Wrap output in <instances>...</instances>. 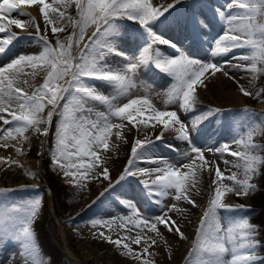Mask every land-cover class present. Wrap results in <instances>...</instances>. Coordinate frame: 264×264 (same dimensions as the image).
<instances>
[{"label": "snow or ice", "instance_id": "obj_1", "mask_svg": "<svg viewBox=\"0 0 264 264\" xmlns=\"http://www.w3.org/2000/svg\"><path fill=\"white\" fill-rule=\"evenodd\" d=\"M25 4L38 6L45 24L43 33L35 18L22 11L21 5ZM73 4L75 16L67 12ZM184 4L185 0H172L166 6L154 4L153 0H2L0 34L4 36L0 38V56L7 55L11 47L22 39L39 44L40 51L20 54L0 66V121L3 122L0 126V148L13 147L17 155H22V146L29 140L27 134L31 131L47 136L53 117L59 115L52 163L62 171L69 184L83 188L85 181L102 178L109 181L108 187L100 193L103 197L117 185L123 187L122 182L128 178H138L143 196L159 206L163 205L165 198H170L197 207L193 196L200 195L197 187L200 174L206 171L211 176L214 171L209 184L208 204L200 217L185 264H264V256L259 255L261 245L257 239V226L250 222V217L240 214L248 209L243 205L235 207L225 203L228 193L247 196L257 190L252 181L264 168V145L255 143L254 137L264 134V113L245 107L236 115L238 129L243 131L238 130L233 141L215 148L197 146L201 125L224 112L218 107L203 111L197 108L201 103L197 87H206L208 75L223 72L229 76L225 65L251 73L250 82L264 75V0H225L224 4L213 7V14L223 28L212 42L211 59L208 61L193 58L159 32V26L171 19L181 22L177 5ZM13 11L29 16V20L22 22L7 18L6 14ZM5 19L7 23L2 22ZM124 20L139 25L128 34L137 48L131 55L118 48L116 43L121 37V22ZM206 20L202 12H197L195 5L190 11L185 7L182 22L191 32L186 37L190 45L195 44L201 34L206 37L205 29L209 26ZM26 24H35L34 34L22 37L10 30L13 25L24 29ZM49 27L56 37L55 45L48 39ZM69 27L72 31L61 39L58 34L67 32ZM89 28L93 29L90 35ZM160 45L170 47L176 54L163 53ZM237 49L243 50L241 54L234 53ZM229 54H232L231 60L221 62L215 59ZM110 56H118L122 62L112 63ZM148 68H154L173 80L166 93L164 108H157L146 96L118 105L116 101L119 98L130 96L137 87L139 71ZM41 74L43 82L36 85L34 81ZM101 86L110 87L112 93L102 94L98 91ZM239 91L245 97L255 95L258 98L264 94V89L253 94L242 85ZM92 102H99L107 111H96L90 106ZM169 104L178 105L177 110H167ZM178 112L197 114L185 123ZM149 128L152 129L150 134L144 135L143 139H134L123 171L117 180L112 181L107 166L111 159L108 153L117 147L116 142H128L125 130L131 133ZM168 132L174 133L175 139L186 142L188 150L183 152L182 158L189 162L173 163L154 155L158 147L156 142L163 141ZM167 147L176 150L174 145ZM206 152L219 153L221 157L227 153L236 159L223 160L226 167L221 170L216 160L206 158ZM141 163L156 166L140 167ZM0 165L23 167L11 156H0ZM232 168L237 171H231ZM225 172L230 174L226 176ZM26 175L35 176V173L26 169ZM225 181L232 183L228 185ZM7 191L10 190L0 189V193ZM119 202L131 212L130 216L120 218V228H128L131 224L140 231L115 239L105 231L93 235L121 249L122 255L139 264H155V260L149 257L157 253L149 249L158 241L146 235L144 228L163 241L166 248L170 245L158 225H164L168 232L177 234L181 240L187 239L177 221L168 214L177 212L183 215L186 210L178 204H170L168 211L150 221L140 218L132 200L120 199ZM41 206L39 196L19 205L0 202V243L6 240L19 248L9 264H16L17 257L20 264H46L32 227ZM90 224L93 228L112 230L116 219L97 218ZM132 244L139 246L140 250H134Z\"/></svg>", "mask_w": 264, "mask_h": 264}, {"label": "rangeland", "instance_id": "obj_2", "mask_svg": "<svg viewBox=\"0 0 264 264\" xmlns=\"http://www.w3.org/2000/svg\"><path fill=\"white\" fill-rule=\"evenodd\" d=\"M50 1L51 0H49V2ZM153 3L166 6L167 4L172 3V0L170 1L169 0H153ZM224 3H225V0H185L184 5H177V8L180 9L181 22L177 23L176 18H174V19L169 20L165 24L160 25L159 28H162L163 26L168 28L171 24H172V27L174 26V24L179 25L178 31L173 30L172 28L173 30L172 33L174 34L172 38L175 41V43L178 44V46L182 47V50H185L193 58H195L197 57L196 52L198 51L195 48V46H198L196 45L197 41L195 44L190 45V41H189V44H187L186 37H189L191 35V32L189 29H186L183 26V22H182V17L185 15V7L187 6L190 11L191 7L195 5L197 12L203 13L205 10H207L206 8L207 5L212 7V6L222 5ZM22 11L24 12V10ZM16 12L17 11H13L12 13H10V15L14 14L15 16ZM67 12L68 14L75 16L76 15L75 5L73 4L71 7H69L67 9ZM25 17L26 19L29 20V16H25ZM32 17L35 18L34 16ZM8 18L15 19L18 17L10 16ZM40 18L42 19V21H40L41 20ZM40 18L39 20H35V23L37 22L39 24L41 32L43 33L45 24L43 21V17L40 16ZM2 22L7 23V20H4ZM210 23L212 24L213 21H210ZM121 24H122L121 37L117 39L116 43H117L118 48H120L121 50L131 55L134 52H136L137 48H136V44L133 42V39L128 34L131 32L132 29L138 28L139 26L127 20L122 21ZM215 24L217 26L218 32L221 33L223 25L221 23H215ZM25 29L26 30H18V28L14 27V25L10 26L11 31L17 32L22 37H26L28 33H33V34L35 33V24H27ZM92 30H93L92 28L88 29L89 35L91 34ZM71 31L72 29L71 27H69L67 32L59 33L58 35L61 37V39H63V37L68 35ZM206 31L207 29H205V32ZM47 35H48V39L53 43V45H55L56 37L51 33L50 27H49V31ZM3 36L4 34H0V38H3ZM205 39H206L205 40L206 43L208 44L209 38L206 37ZM207 44L206 46L208 47ZM163 49H162V52H163ZM171 50H172V54H169V55H175L176 54L175 50L173 49ZM39 51H40L39 44L35 43L34 41L29 43L26 40L22 39L20 42L15 43L14 46L11 47L7 55L0 56V66L4 65L5 63L10 62L12 59L16 58L20 54H36ZM237 51L242 52L243 50L237 49ZM165 54H167V52H165ZM203 55L199 56L200 59H206L207 54H203ZM109 60L112 63L122 62L121 58L118 56L117 57L110 56ZM142 71L143 69H141L138 75L136 76L137 87L131 91V95L119 98L116 101V103L118 105H122L124 103H127L130 99L146 96L148 99H150L151 102L153 101L152 104L155 105L157 108L161 106H165L164 102L167 99L166 93L173 83L172 78L167 76L164 73L163 74L160 73V75L150 76V75L144 74ZM250 80L251 78L249 79L248 84L245 86V88L248 91L255 94L258 90L264 89V75H259L255 81L250 82ZM98 91H100L104 95H110L112 93V89L110 87L101 86L98 88ZM172 105H175V104H172ZM90 106L94 107L96 111H101V112L107 111L106 107L100 104L99 102H92ZM238 107L232 108V106L229 105L226 108H222L224 110L223 114L220 116H214L212 117V120H211L212 122L217 121V125L220 124L218 128L216 127L218 135L212 136L214 135V133L211 134L212 130L207 126L200 133L198 137V143L200 144L206 143L205 139H207V137L208 138L214 137V140H215L214 143L216 145H221L223 143H226L227 142L226 133L228 130L230 131V128H231V131L234 129L233 132L234 133L236 132L235 134L237 136V131L238 130L243 131V129H238V125L236 122V115L239 114L240 110L245 107L249 109H253L257 113H264V94H262L258 98L255 97V95H253L252 97H245L243 95V101H241ZM188 115L189 117H191V114H188ZM188 115H187V119L189 118ZM257 119L259 120V117H257ZM59 120H60L59 115H55L53 117L52 124L49 128V132L47 136L39 135L31 131L29 132V135L32 137L34 141L32 143H27L24 146V148H22L23 158L29 159V161L25 163L24 161H22V159L20 160L18 157H12L13 159L20 161L23 167H19L16 165H12L11 167L0 165V189L10 190L7 192L0 193V202L6 203L8 205H12V204L19 205L22 202L33 199L37 196L41 198L42 206H41L40 213L38 216L40 227L42 230V236L40 239L45 240V242L42 241V244H44V251L45 253H47L46 255L49 257V260L52 258L55 264H102L100 260L104 261L103 264H139V262H137L136 260L134 261V259L132 258L130 259V257L122 255L121 249L117 248L116 246L115 247L112 246L113 244L105 242L102 239L98 238L97 236H94L93 233H96L98 231H105L106 234L112 235L115 239L116 236L112 234V231L113 230L120 231L122 229H125V228H120L121 220L119 219L130 216L131 212L128 208H126L124 205H122L119 202V199H117V197H120L121 199L132 200L134 204H137L136 206L140 212V218H147L150 221H153V217H154L153 209L156 206L158 207L159 205L149 202L148 200H147L148 202H146V199L142 195V192L137 182H135L131 178H128L126 181L122 182V184H127V185H124L121 191L115 192L114 194L112 193V195L111 193L105 194V196L100 197V199H96L95 203L93 202L90 203V205L87 208H85V210L79 209V211L81 210V212L79 213L77 212L74 214V211H76L75 207H77L82 202V199H84V197H86L87 195L86 191H88L91 186V183H90L91 179L84 182L86 185L85 187L77 188L73 186L72 184H69L66 181V178L63 176L62 171L56 165L52 163L51 153L53 151L54 144H55L56 128H57V124ZM150 130H151L150 128L146 130L142 129L141 133L147 132ZM254 142L258 143L257 135L254 137ZM207 144L206 146L209 145L208 147L210 148V144L208 145ZM261 145H264V143H262ZM102 152L103 151H101V153ZM161 153H162L161 156H157V157L165 158L167 156V154L165 155L164 152H161ZM173 158H175V155L169 154L165 159H168L169 161L173 162L172 161ZM234 159L236 158L233 157V160ZM151 166H156V165L151 164ZM26 169H30L32 172H34L35 176L26 175ZM231 171H237V170L235 168H232ZM229 174L230 173L228 172V175ZM54 181H56V184L53 185ZM225 183L228 185H231L232 182L225 181ZM252 183H254L257 186V188L264 189V168L261 169L260 175L254 177ZM209 191L210 190H208V193ZM250 194L247 196H244V195L236 196L234 193H228L225 197V203L235 206V207H239L241 205L246 206V208L248 209L247 212H242L240 214L247 215L249 217L250 209L252 207L251 202H250ZM106 195L107 196L109 195V196L107 197ZM116 195L117 197H115ZM142 196L144 198H142ZM110 201H112L113 203H111ZM100 203L102 204L100 205ZM207 204H208V195L205 200L198 202V207L192 211L193 216L191 218V225L189 228L186 229V232H185L186 236H189L188 237L189 242H183V243L180 242L179 243L180 245L178 244L175 246L174 249H171L172 248L171 245L169 248H165L164 243H162L163 241L161 242L160 239H157L158 241L157 246H156L158 248L157 253L160 251L161 255H164V256L162 258L163 260L159 259L158 263L156 261L155 264H172V263L173 264H185V257L188 255V252L191 247V243L195 238V233H196V229L199 224L200 217L202 216L203 211L207 207ZM169 205H170L169 203L163 204L161 207H163L166 211H168L167 206ZM99 207H102V208H99ZM100 209L103 212H101ZM261 209L263 213L262 215L261 214L259 215L258 221L252 222L250 220V222L257 226V230H258L257 239L260 241V245L264 247V206L259 208V210ZM109 215L112 217H110ZM109 217L110 219H108ZM97 218H100L103 220H112V218L113 219L115 218L116 224L113 225L112 230H109L107 228H101V227L93 228L91 224L89 223L92 219H97ZM115 226H117V228ZM128 226L133 227V225L130 226V224ZM66 228L68 229L66 230ZM73 232L74 233L76 232V233L74 234ZM63 237L65 238L66 245L63 241ZM185 243H188V244H185ZM16 247L17 245L15 243L7 242L6 240L5 242L0 243V264H3L5 260L8 257H10V259L7 260L6 262V264H9V261L12 259V252H15ZM113 249L116 251H114ZM118 252L121 253V256H120V253ZM171 253H172V256H171ZM259 255L262 256L261 251H259ZM169 257H172V258L169 259ZM177 261H180V262H177Z\"/></svg>", "mask_w": 264, "mask_h": 264}, {"label": "bare ground", "instance_id": "obj_3", "mask_svg": "<svg viewBox=\"0 0 264 264\" xmlns=\"http://www.w3.org/2000/svg\"><path fill=\"white\" fill-rule=\"evenodd\" d=\"M170 1V0H169ZM0 2H2V0H0ZM51 2V1H50ZM213 7H210L207 5V10H205V12L203 13V16H206L207 20L206 22L208 23V30L206 31L207 35L206 37L209 38V43L207 44L206 43V37L201 34L198 38H197V44L198 46H195V48L198 50L196 52V56L195 57L196 59H200L199 56H202L203 54H207L206 56V59H200L202 61H208L209 59H211L210 57V51H211V45H212V42L214 40V38L218 37L221 33L218 32V29H217V26L215 23H221L218 19L217 16H215L213 14ZM21 8L22 10H24L25 13H28L29 15L34 16L35 17V20H39L40 16H42L39 12V8L38 6H29V5H21ZM7 18L12 16V17H18V18H15V19H20L22 22H27L28 19H26V17L24 15L21 16V14H19L18 12H16L15 16L14 14L10 15V14H6ZM203 18V17H202ZM41 19V18H40ZM7 20V19H5ZM42 21V19L40 20ZM210 21H213L214 23L213 24H210ZM37 23V22H36ZM135 24V23H133ZM27 25V24H26ZM135 25H138V24H135ZM15 27V26H14ZM26 28V27H25ZM20 29L18 28V30H26V29ZM172 28L173 30H179V25H175L172 27V24L166 28V27H162V28H159V32L164 36L165 39H171L173 42H175L172 38V36H174V34L172 33ZM187 40V44H189V40ZM206 44L208 45V47L206 46ZM160 49L164 48L163 49V53L167 52V54H172V50L170 47L166 46V45H160L159 46ZM161 49V51H162ZM207 50V51H206ZM137 51V49H136ZM170 52V53H169ZM234 53L236 55H239L241 54V52L237 51V50H234ZM204 56V55H203ZM117 57V56H115ZM216 60H220L221 62H223V60L225 59H228V60H231L232 59V54H229L228 56L226 57H217L215 58ZM234 63L236 61H233ZM241 63H247V62H241ZM225 70L229 72V76H225L223 75V72H219L217 73L215 76H210L208 74V78L205 80V85L206 87H202V86H198L197 87V94L199 96V99L201 101V103L199 105H197V108L201 111L203 110H206L207 108L209 107H218V108H226L228 107L229 105L233 107H238L241 103V101H243V94L239 91V86H246L248 84V81L249 79L251 78V73L247 72V71H243V70H239V69H234V68H231V67H228L227 65H225ZM144 74L146 75H160V72L154 68H148V69H143L142 71ZM163 74V73H162ZM43 74L39 75L36 77L34 83L36 85H39L43 82ZM156 78V77H155ZM158 78V77H157ZM160 82V81H159ZM103 87V86H102ZM154 89V88H153ZM155 99V98H154ZM153 102V101H152ZM156 103V102H155ZM164 106H161L159 107V109H163ZM178 108V105H168V108L167 110L169 111H175L177 110ZM239 108V107H238ZM188 114H191V117H189ZM188 114H184L183 112H178V115H180L181 119L185 121V123H188L191 121V119L193 118L194 115H196L197 113L193 112V113H188ZM187 115L188 118L187 119ZM6 118H9L10 117H7V114L5 115ZM212 118H210L208 121H205L203 123V125H201V128L202 130L205 129V127H209L211 130H212V133H214V135L212 136H217L218 133H217V129L216 127L218 128V126L220 125H217V121H211ZM124 123H127V122H124ZM3 125V122L0 121V126ZM4 127H7V126H4ZM151 129V128H150ZM234 130V129H233ZM233 130L231 131V128H230V131L228 130L227 131V142L230 143L231 141H233L234 138H236V132L234 133ZM115 131V130H113ZM158 131L157 130V134H158ZM142 130L140 132H136L135 130L131 133L127 132V130H125V135H126V139H127V143H124L123 141H120V142H116L117 143V147L113 148L109 153L108 155H110L111 159L109 160L108 162V167H109V170H110V176H111V180L112 181H115L118 179L120 173L123 171V168L125 167L126 163H127V160L131 154L130 152V149H131V146H132V143L134 142V139L139 137L141 139H143L144 135L146 134H150L152 132V129L150 131H147V132H143L141 133ZM204 133V132H203ZM207 134V133H206ZM29 136V140L27 143H32L34 140L32 139V137L29 135V133L27 134ZM220 136V135H219ZM201 137V136H200ZM207 137V136H206ZM154 139V137H153ZM202 140V139H201ZM113 141L115 142V137L113 136ZM202 142V141H201ZM205 142L206 143H198L201 147H205V148H209L208 144H210V148H215V147H219L220 145H216L214 142V137H211V138H208L205 139ZM23 144L22 148H24V146L27 144ZM158 147L156 148L155 150V153L154 155L155 156H161V152H164L165 155L167 154V156L170 154H174L175 155V158L172 159L173 163H187L189 162L188 160H184L182 158V154L184 152V150H188V146L186 144V142H182V141H179L177 139H175V134L172 133V132H168V133H165V136L163 138V141H157L156 142ZM208 143V144H207ZM197 144V145H198ZM206 144L208 146H206ZM167 145H174L175 146V151H173L171 148L167 147ZM198 145V146H199ZM235 145H233V149H235ZM101 155L103 156L104 153L102 152ZM206 158L211 160H216V162L220 165V168L221 170H224L225 169V165L223 164V160H233V157L228 155L227 153H225L222 157L219 153H213V152H206ZM0 156H3V157H8V156H11V157H18L20 160L22 159V161H24L25 163L27 161H29V159H24L22 155H17L15 153V150L13 147H8V148H0ZM166 156V157H167ZM165 157V158H166ZM140 167H145V168H151V167H155V166H151V164H147V163H141L139 165ZM184 171H187L186 169H184ZM225 175L227 176L228 175V172H225ZM214 178V171L212 173L211 176H209V173L208 172H202L200 174V182L198 183L197 187L200 189V195L198 196H193V199L196 201V203L198 204V202H201L203 200H205L207 198V195H208V190L209 189V184H210V181L211 179ZM133 179L135 182H137L138 186L140 187V190H141V186L139 185L138 183V178H131ZM132 181V180H131ZM128 182V181H127ZM39 183V182H38ZM90 183H91V186L89 188L88 191H86L87 195L86 197H84V199H82V202L77 206L75 207V210L74 213L76 212H81V210H85V208H87L90 203L96 201L97 197H100V193L104 191V189L106 187H108V183L109 181H102L101 179L100 180H90ZM123 187L124 185H127V184H122ZM132 185V184H131ZM39 186V185H38ZM128 188V187H127ZM88 189V188H87ZM86 189V190H87ZM122 187L120 185H117L113 190H110L108 193H105V194H110L112 195V193L114 194L115 192H119L121 191ZM139 190V191H140ZM77 191V190H76ZM79 191V190H78ZM195 191V189H193V192ZM128 192V191H127ZM140 193V192H139ZM70 194V193H69ZM119 194V193H117ZM143 195V194H142ZM105 196V195H104ZM107 196V195H106ZM109 196V195H108ZM107 196V197H108ZM122 196V195H120ZM117 197V195L115 196ZM125 197V196H124ZM140 197V196H139ZM111 198V197H109ZM123 198V197H122ZM142 198H144L142 196ZM80 199V201H81ZM117 199H121L120 197H117ZM146 199V198H145ZM142 200V199H141ZM101 201V200H100ZM144 201V200H143ZM109 202V201H108ZM111 203H113L112 201H110ZM146 202L147 199H146ZM173 204V203H176L178 204V206L182 209H185L186 211L183 213V215L177 213V212H169V216L172 217V219L176 220L177 223L179 224L181 230L184 232V234L186 235V229L190 227L191 225V218H192V211L197 208V207H192L191 205L187 204L186 202H176L175 200L173 199H170V198H165L163 200V204ZM99 204V203H98ZM102 203H100L101 205ZM107 204V203H106ZM105 204V205H106ZM139 204V203H138ZM142 204V203H141ZM140 204V205H141ZM145 204V203H143ZM151 204V203H150ZM97 205V204H96ZM123 205V204H122ZM137 205V204H136ZM152 205V204H151ZM106 207V206H105ZM141 207V206H139ZM144 207V206H143ZM155 207V206H154ZM168 207V206H167ZM99 208H102V207H99ZM79 209H81L79 211ZM97 209V208H96ZM153 209V208H152ZM167 209V208H166ZM78 210V211H77ZM101 210V209H100ZM98 210V211H100ZM104 210V209H103ZM144 210V209H143ZM198 210V209H197ZM90 211V210H89ZM109 211V209H108ZM151 211V210H150ZM163 211H166L163 207L161 206H156L154 209H153V216H157V215H160L162 214ZM101 212H103L101 210ZM85 213V212H84ZM90 213V212H89ZM113 213V212H112ZM104 214V213H103ZM102 214V215H103ZM107 214V213H106ZM114 214V213H113ZM152 214V213H151ZM81 215V214H80ZM99 216V215H98ZM110 216V215H109ZM124 216V214H123ZM126 216V215H125ZM112 217V216H110ZM110 217L108 219H110ZM153 217V218H154ZM73 218V217H72ZM120 218V217H118ZM69 219V218H68ZM100 219V218H99ZM107 219V218H106ZM113 219V218H112ZM67 220V219H66ZM80 220V219H79ZM120 220V219H119ZM77 221V220H76ZM196 221V220H195ZM71 222V221H70ZM75 224V223H74ZM90 224V223H89ZM63 225V224H62ZM61 226V225H60ZM131 226V224H130ZM33 229L35 231V234H36V239H37V242H38V245H39V248H40V252H41V255L43 256L44 260L46 261V264H55L52 260V258L49 260V257L46 255L47 253H45L44 251V244H42V241L45 242V240H41V236H42V230H41V227H40V222H39V217L35 220L34 224H33ZM83 227V226H82ZM117 228V226H115ZM192 227V226H191ZM62 228V227H61ZM78 228V227H77ZM89 228V227H88ZM158 228L160 230V232L163 234V237L164 239H166L168 241V244L171 245V249H174L176 245H178L180 242H189L188 240V237L187 236V239L186 240H181L179 239L178 235L177 234H174V233H170L167 231V229L165 228L164 225H158ZM68 228H66L67 230ZM82 229V228H81ZM64 230V229H63ZM104 230V229H103ZM107 230V229H106ZM71 231V229H70ZM80 231V230H79ZM140 231V229H136L135 226L133 225V227H129L128 228H125V229H122L120 231H117V230H113L112 231V234H114V236H116V238L120 235H135L136 232ZM74 233V232H73ZM76 233V232H75ZM74 233V234H75ZM80 233V232H79ZM144 233L146 235H149V236H152L153 238H156V239H159L158 237L155 236L154 233H150L147 231V229H144ZM70 235V234H69ZM64 236V235H63ZM114 238V237H113ZM191 238V237H190ZM63 241L66 245V241H65V238L63 237ZM103 242V241H102ZM106 242V241H105ZM162 242V241H161ZM104 243V242H103ZM160 243V242H159ZM163 243V242H162ZM185 244H188V243H185ZM106 245V244H105ZM180 245V244H179ZM104 246V245H103ZM114 246V245H112ZM133 247L134 250H137L139 251V246L135 245V244H132L131 245ZM157 245H154L152 248L149 249L150 252H156L157 253ZM159 246V245H158ZM183 246V245H182ZM115 247V246H114ZM162 247V246H161ZM100 248V247H99ZM108 248V247H107ZM166 248V247H165ZM68 249V248H67ZM104 249V248H103ZM116 249V248H115ZM49 250V249H48ZM69 250V249H68ZM107 250V249H106ZM111 250V249H110ZM114 250V249H113ZM161 250V249H160ZM180 250V249H179ZM109 251V250H108ZM116 251V250H114ZM164 251V250H163ZM170 251V250H169ZM19 252V248L18 246L16 247V250L15 252H12V258L13 256H15L17 253ZM175 252V251H174ZM54 253V252H53ZM120 253V252H118ZM49 254V253H48ZM117 255V254H116ZM167 255V254H166ZM120 256H121V253H120ZM164 255H161L160 251L157 253V255H155L154 257H149V259H154L155 262L159 261V259H162ZM171 256H172V253H171ZM52 257V256H51ZM106 257V256H105ZM174 257V256H173ZM98 258V257H97ZM172 258V257H171ZM10 257H8L5 262L3 264H6L7 260H9ZM131 259V258H130ZM49 260V261H48ZM108 260V259H107ZM125 260V259H124ZM163 260V259H162ZM99 261V260H98ZM102 262V264L104 263L103 260H100ZM106 261V260H105ZM135 261V260H134ZM171 261V260H170ZM174 261V260H173ZM110 262V260H109ZM138 262V261H137ZM177 262H180V261H177ZM97 263V262H96ZM136 263V262H135ZM167 263V262H166ZM169 263V262H168ZM16 264H20V260H19V257H17L16 259ZM173 264V263H172Z\"/></svg>", "mask_w": 264, "mask_h": 264}, {"label": "trees", "instance_id": "obj_4", "mask_svg": "<svg viewBox=\"0 0 264 264\" xmlns=\"http://www.w3.org/2000/svg\"><path fill=\"white\" fill-rule=\"evenodd\" d=\"M263 139V138H262ZM250 200L252 205L254 206L253 214L250 215V218L255 220L259 219V215L263 213L262 210H259L262 206H264V189H257L250 196ZM263 249V248H262Z\"/></svg>", "mask_w": 264, "mask_h": 264}]
</instances>
